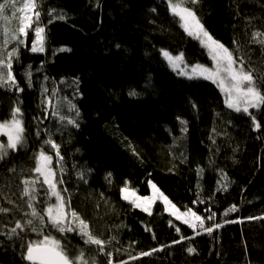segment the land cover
Here are the masks:
<instances>
[{
    "label": "trees",
    "instance_id": "obj_1",
    "mask_svg": "<svg viewBox=\"0 0 264 264\" xmlns=\"http://www.w3.org/2000/svg\"><path fill=\"white\" fill-rule=\"evenodd\" d=\"M193 7L215 39L264 76V46L252 35L264 32V0H199ZM52 9L66 18L49 24ZM41 11L46 52L29 51L30 32L28 47H20L13 66L23 91L0 88V121L19 105L26 129L25 146L0 161V207L12 209L0 213V264H29L22 259V241L2 234L16 219L28 218L39 231L26 228L23 242L51 235L71 255L83 249L86 257L106 264L107 257L76 233L61 234L45 223L39 227L35 218L25 216L31 210L21 196V181L34 175L32 162L41 148L53 156L70 209L97 235L115 237L106 246L113 264H264V219H247L264 217V110H251L261 122L255 130L249 116L226 106L213 82L187 79L169 67L161 49L183 52L189 65L210 67L213 62L183 30L167 0H43ZM29 68L31 86L25 75ZM133 90L138 95H130ZM46 96H52L62 115L73 117L69 102L75 105L79 127L53 116L43 103ZM49 138L60 145V164L44 143ZM125 181L143 196L150 193L151 181L181 210L204 216L206 227H222L196 235L166 212L161 200L151 214L144 212L122 199ZM36 191L46 194L39 186ZM33 203L41 212L47 199L38 195ZM232 205L238 211L224 215ZM206 209L216 214L214 221L207 220ZM180 236L192 239L173 244ZM162 245L163 250L139 256ZM189 247L196 252L188 253Z\"/></svg>",
    "mask_w": 264,
    "mask_h": 264
},
{
    "label": "snow or ice",
    "instance_id": "obj_2",
    "mask_svg": "<svg viewBox=\"0 0 264 264\" xmlns=\"http://www.w3.org/2000/svg\"><path fill=\"white\" fill-rule=\"evenodd\" d=\"M199 0H167L168 8L174 17L179 19L183 30L191 37L197 39L200 44L205 47L213 62V67L209 68L204 65H189L185 59L183 52L173 55L169 50L161 49L160 54L167 61L170 68L179 76L187 79H206L215 83L225 95L224 103L229 109L237 113H244L250 117L255 130L261 128V122L251 110H264V76L258 75L251 66H246L242 56L237 57L235 50L226 47L219 40L215 39L209 31L204 27L200 18L194 10V5ZM43 0H0V88L9 91L22 92L13 72L14 62L19 60L20 47H28L29 34L32 33L31 47L29 51L34 54H43L46 52L47 44V26L43 24L41 17ZM19 5V6H18ZM11 10V16L7 13ZM155 11V9H153ZM48 23H52L54 19H65L66 13H57L55 9L47 13ZM253 42L264 46V32H253ZM70 49L61 48L59 51H69ZM28 85L31 86V70L29 68L25 73ZM47 79V77H45ZM49 90L44 89L47 93ZM53 95L55 89L52 90ZM132 96L138 95L134 90L129 93ZM43 103L46 109H53L52 115L57 116L61 122L74 127H79L78 120L79 110L75 105L70 104L68 111L74 113L73 117L62 115L60 107L53 105L52 96H46ZM264 115V112H262ZM186 124V121H181ZM182 131H187L186 128ZM0 134L6 136V142H0V161L8 158L10 152H16L23 148L26 144V129L24 127L23 112L19 105L13 107L9 114V118L0 121ZM39 135V132H37ZM55 150L56 163L60 164L63 157L60 155V145L53 139L49 138L44 141ZM53 156L47 154L43 148L35 156V167L31 171L37 173L35 178L26 177L21 183L23 185L21 196L28 197L27 206L31 210L25 213V216L38 218L41 222L45 220V216L37 210L33 201L37 199L36 184L42 177V185H47V193L55 197V203H49L43 210L46 213L48 224L61 234L76 233L79 235L85 245L95 246L99 253L107 257L106 264H113V253L106 252V246L111 243L115 237L109 239L102 238L97 235L86 221L75 209L70 212V200L63 195L66 189L61 190L58 185L63 183L62 179L57 178V172L52 167ZM9 171L15 172V168ZM63 172V168L60 169ZM81 179L85 173L78 174ZM111 173L105 177L111 183ZM153 190L152 196H139L137 190L130 187L129 182L125 181L124 187L120 189L121 197L125 201H129L134 207L141 208L144 212L151 214V208L157 200H162L165 211L175 217L177 221H182L184 225L189 226L196 235L202 232L211 234L214 229L222 227L219 223H213L212 226L206 227L205 217L199 215L196 211L189 208L187 211L181 212L177 206L151 181L148 182ZM9 203L13 201L9 200ZM195 203V202H194ZM209 213L208 221H214L216 214L206 209ZM238 211L235 205L227 209L224 215L230 212ZM12 209L0 207V213H10ZM247 219H264V217H248ZM237 222V221H227ZM242 222V221H241ZM171 224V221H170ZM34 225V220L28 218L26 220L16 219L14 226L9 228L2 234L9 241L19 239L22 241L20 247L22 251V259L29 264H97L95 257H86L85 251L80 249L77 254L71 255L60 239L51 235H44L42 240L24 241L23 233L26 228ZM7 228V225H4ZM199 229L200 231H197ZM19 230V231H18ZM33 232L36 228H31ZM147 230V229H146ZM43 231V229H41ZM177 233L180 228H176ZM155 239V236H153ZM192 239V237L180 236L179 240L173 241V244L180 243L184 240ZM160 249H152L149 252H141L139 256L152 255ZM119 251V250H118ZM188 253H195L194 247L187 249ZM138 257L130 256L135 260ZM119 264H128L127 261L121 260Z\"/></svg>",
    "mask_w": 264,
    "mask_h": 264
},
{
    "label": "rangeland",
    "instance_id": "obj_3",
    "mask_svg": "<svg viewBox=\"0 0 264 264\" xmlns=\"http://www.w3.org/2000/svg\"><path fill=\"white\" fill-rule=\"evenodd\" d=\"M19 6V5H18ZM9 16H11V10L7 13ZM24 47V46H23ZM207 50V49H206ZM167 62V61H166ZM192 65H195V64H192ZM200 65H202V64H200ZM205 66V65H204ZM170 67V66H169ZM207 67H209V66H207ZM213 67V65L212 66H210L209 68H212ZM210 81V80H209ZM212 82V81H211ZM215 84V83H214ZM216 85V84H215ZM217 86V85H216ZM218 87V86H217ZM219 88V87H218ZM220 89V88H219ZM222 92V91H221ZM222 94H223V96H224V100H225V95H224V93L222 92ZM0 142H6V136H4V135H2V134H0ZM50 155V154H49ZM35 167V159H33V162H32V166H31V169H33ZM52 167H53V162H52ZM31 172H33V171H31ZM38 174L37 173H35L34 172V175L32 176V178H35L36 176H37ZM42 177H40V180L37 182V184H36V187L37 186H39L42 190H45L46 191V194H38V192L36 191V194H37V199L36 200H34L33 202H35V201H37L38 200V195H42V196H44L46 199H47V203L43 206V208H42V211H41V214L42 215H44L45 216V220L43 221V222H41L38 218H35L36 220H37V223H38V225H39V227H41V225L40 224H43V223H45V224H48V222H47V218H46V213L43 211L46 207H47V205L49 204V203H55L56 202V200H55V197H52V196H50L48 193H47V185H42ZM58 187L62 190V188L60 187V184L58 185ZM149 187H150V193L148 194V195H144V196H152L153 195V190H152V188H151V186H150V184H149ZM63 195L65 196V198L67 199V195L66 194H64V192H63ZM137 195H139L138 193H137ZM139 196H143V195H139ZM28 198V197H27ZM162 201V200H161ZM129 202V201H128ZM162 203H163V201H162ZM181 212H183V211H187V210H181L179 207H177ZM141 209V208H140ZM68 211L70 212L71 211V209L69 208L68 209ZM169 213V212H168ZM50 226V225H49ZM51 227V226H50ZM3 227H1L0 228V230L2 229ZM39 231V229L38 228H36V232H38ZM43 239V237L41 238V240Z\"/></svg>",
    "mask_w": 264,
    "mask_h": 264
}]
</instances>
